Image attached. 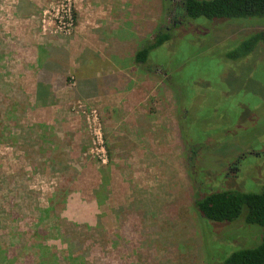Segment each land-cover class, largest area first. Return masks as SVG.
Here are the masks:
<instances>
[{"label":"rangeland","instance_id":"374dc122","mask_svg":"<svg viewBox=\"0 0 264 264\" xmlns=\"http://www.w3.org/2000/svg\"><path fill=\"white\" fill-rule=\"evenodd\" d=\"M131 1L0 0V248L10 264H39L42 244L67 257L64 234L84 248L94 242L85 260L98 264H224L262 240L244 213L212 222L194 203L264 189V46L227 56L264 30V18L189 19L168 15L171 0ZM66 8L73 25L64 36L54 15ZM159 29L170 39L135 63ZM97 35L108 43L104 61L84 50ZM49 45L79 53L70 77L81 91L71 83L57 99L76 117L77 135L58 146L49 124L8 99L16 77L49 58ZM123 88L151 119L144 132L132 131L123 110L99 114L104 99H83ZM70 142L78 148L69 164L62 145Z\"/></svg>","mask_w":264,"mask_h":264},{"label":"trees","instance_id":"16d2710c","mask_svg":"<svg viewBox=\"0 0 264 264\" xmlns=\"http://www.w3.org/2000/svg\"><path fill=\"white\" fill-rule=\"evenodd\" d=\"M168 15L184 13L186 18H205L209 20H241L264 18V0H171ZM175 2V3H174ZM175 6V7H174ZM170 39L166 30L159 29L152 40L142 49L137 51L134 62L145 64L149 53L162 46ZM0 44H2L0 40ZM258 44L264 46V30L251 34L240 44L239 48L227 56L231 59L244 57L252 52ZM39 48V52L41 51ZM49 58L42 62L41 59L32 68L37 76L36 106L47 107L56 103V91L73 84L69 72V54L61 47L48 46ZM38 56V54H37ZM40 56V54H39ZM75 84V83H74ZM92 87L93 83H90ZM77 83L78 92L81 91ZM108 91V90H106ZM84 92V91H83ZM96 91H86L85 97L95 95ZM12 116V114H11ZM21 131H24L22 128ZM195 208L202 219L212 222H233L244 213V222L247 225H257L263 229L260 244L254 248L242 249L229 254L224 264H264V189L259 193H228L210 192L196 199ZM116 213V211H114ZM58 231V230H57ZM63 244L67 246V257H58L51 253L50 248L42 244L39 246V264H98L99 259L85 260L89 255L92 245L84 248V242L71 238L70 235H61ZM84 248V249H83ZM81 253L79 255H75ZM0 264H10L6 253L0 248Z\"/></svg>","mask_w":264,"mask_h":264},{"label":"crops","instance_id":"0c3cea01","mask_svg":"<svg viewBox=\"0 0 264 264\" xmlns=\"http://www.w3.org/2000/svg\"><path fill=\"white\" fill-rule=\"evenodd\" d=\"M129 2L132 3L131 0H129ZM98 38H100L98 35L94 38H91L92 40L91 43L86 44L84 50L86 49L85 51H89L91 55L99 58V60L101 59L104 61V59H106L105 54L108 48V43ZM74 52L79 56V53L74 49L70 51L69 72H71L70 66L72 65L73 60L76 59V55H74ZM71 85H74V83ZM75 86H77L76 83ZM61 90H63V88L56 91L55 93L56 99L60 97L58 96V93ZM9 91H10V94L8 96L9 98L6 97V99L8 98L10 101H14L16 105L18 103L22 105L24 104L25 107L21 109V111L25 113L26 111H28V109H30V111H33V113L30 116H38L40 119L43 120L41 123H44L46 125L49 124V128L52 129L53 132H55L54 139L58 143L56 144L57 146L64 142V138L66 137V135L68 136V134L71 133L77 135L76 133L79 126L78 121L76 117L70 114L71 112L66 110V108L62 104L63 101H59V103L61 104H59L58 101H56L54 105L47 107L36 106L37 76L34 74V72L32 71L24 72V74L19 75V77H16V83L14 84V86L12 85ZM128 94L129 92L126 91V88L125 89L123 88L118 90L114 94L100 96V97L94 95L85 97L83 94V99H85V101L88 102L90 101L92 102L96 99L100 101L101 99H104L103 105L99 106V114H101V112L104 110H114L119 112L123 110V113L127 115L126 118L127 120H129V127L132 129V131L135 133L144 132L145 129L142 131V128L144 127L146 128L147 127L146 122L148 123V121L151 119H149L144 115H141V111H140L141 106L138 105V103L134 102V99H131V97H129ZM18 106L19 105H17V107ZM42 108L45 109V111H41ZM10 110L12 112V113L10 112L12 116L17 115V112H20L18 108L15 111L13 109ZM24 113L21 115H24ZM73 140L76 141L77 139L74 138ZM138 143L139 141H137V143L134 142L133 145L129 144L130 147L127 149L130 150L132 149L133 146L136 147L133 148L139 149ZM77 148L78 147L75 146L74 142L66 143L65 147L62 145L63 156L64 158L67 159V161L69 160L68 161L69 164L72 156V152L69 153V151L72 150L74 151ZM123 148L126 149L125 147ZM52 162H56V161H52Z\"/></svg>","mask_w":264,"mask_h":264},{"label":"built area","instance_id":"2783aa9c","mask_svg":"<svg viewBox=\"0 0 264 264\" xmlns=\"http://www.w3.org/2000/svg\"><path fill=\"white\" fill-rule=\"evenodd\" d=\"M61 12L63 13L60 15V13L56 11V15H54L55 16V27H56L55 32L59 33L60 35L66 36L70 33V29L72 28L73 15L70 9L68 8H66L65 10H62Z\"/></svg>","mask_w":264,"mask_h":264},{"label":"flooded vegetation","instance_id":"af4514ba","mask_svg":"<svg viewBox=\"0 0 264 264\" xmlns=\"http://www.w3.org/2000/svg\"><path fill=\"white\" fill-rule=\"evenodd\" d=\"M173 24H175V22H173ZM237 167H238V162L233 163V167L231 165H229L227 167L228 169L226 171V176L231 175V173L236 174L237 173ZM233 176H235V175H233Z\"/></svg>","mask_w":264,"mask_h":264}]
</instances>
